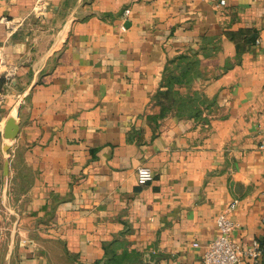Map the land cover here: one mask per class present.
I'll return each mask as SVG.
<instances>
[{"label": "crops", "instance_id": "obj_1", "mask_svg": "<svg viewBox=\"0 0 264 264\" xmlns=\"http://www.w3.org/2000/svg\"><path fill=\"white\" fill-rule=\"evenodd\" d=\"M263 137L264 0H0V264H264Z\"/></svg>", "mask_w": 264, "mask_h": 264}, {"label": "built area", "instance_id": "obj_2", "mask_svg": "<svg viewBox=\"0 0 264 264\" xmlns=\"http://www.w3.org/2000/svg\"><path fill=\"white\" fill-rule=\"evenodd\" d=\"M225 4L226 0H220V5ZM260 148L264 150V137L260 142ZM137 178L140 184H146L153 180L154 175L149 167L140 166L137 170ZM238 202L239 200H234L225 211L219 214L217 218L219 234L211 240L199 264H239L243 257L257 260L260 256L261 249L257 243L255 246L244 248L233 239L232 234L238 224L230 219L229 214L236 208ZM193 246L197 247L199 243L195 242Z\"/></svg>", "mask_w": 264, "mask_h": 264}, {"label": "trees", "instance_id": "obj_3", "mask_svg": "<svg viewBox=\"0 0 264 264\" xmlns=\"http://www.w3.org/2000/svg\"><path fill=\"white\" fill-rule=\"evenodd\" d=\"M185 77H186V76L184 75V78H185ZM170 80H171L172 82H175V81H181V78L171 77ZM171 81H169V84H172ZM164 94L167 95V96H170V95H171V89L169 88L166 92H164ZM203 103H204V101H203Z\"/></svg>", "mask_w": 264, "mask_h": 264}]
</instances>
